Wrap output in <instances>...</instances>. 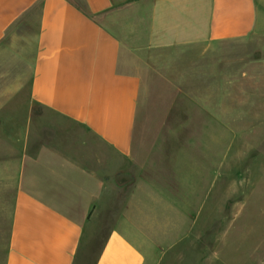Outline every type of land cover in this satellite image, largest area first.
<instances>
[{"label":"crops","instance_id":"0c3cea01","mask_svg":"<svg viewBox=\"0 0 264 264\" xmlns=\"http://www.w3.org/2000/svg\"><path fill=\"white\" fill-rule=\"evenodd\" d=\"M262 33L264 0H0V53L14 42L30 66L0 75V264L212 255L245 208L228 200L223 143L194 132L229 113L230 60L212 50ZM166 56L162 107L144 98Z\"/></svg>","mask_w":264,"mask_h":264},{"label":"rangeland","instance_id":"374dc122","mask_svg":"<svg viewBox=\"0 0 264 264\" xmlns=\"http://www.w3.org/2000/svg\"><path fill=\"white\" fill-rule=\"evenodd\" d=\"M11 47L1 50L0 75L8 76L10 83L18 76L25 81L30 66L20 54L26 51L14 42ZM177 53L192 57L211 55L203 50H177ZM212 55L228 56L230 60V64L223 66L228 68V74L222 84L227 92L223 101L229 113L223 118V127L213 123L207 130L194 132H198V139L204 133L206 136L202 137L209 139L212 148L221 150L223 143V158L225 160L228 154L229 163L228 200L243 202L245 208L234 210L237 222L230 224L228 235L224 234L215 245V252L197 264H264V33L218 45ZM159 59L162 62L154 65L156 79L148 82L150 96L144 99H148L149 104L168 107L176 98L157 94L159 90L174 88L176 66L167 62L171 60L168 56ZM201 77L198 74L194 83L204 85ZM6 81L0 77V89L6 87ZM178 82L185 86L190 83L183 79ZM179 99L190 104L188 98Z\"/></svg>","mask_w":264,"mask_h":264}]
</instances>
